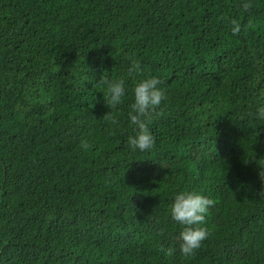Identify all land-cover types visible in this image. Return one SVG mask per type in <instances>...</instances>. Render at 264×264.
I'll return each instance as SVG.
<instances>
[{"label": "trees", "instance_id": "trees-1", "mask_svg": "<svg viewBox=\"0 0 264 264\" xmlns=\"http://www.w3.org/2000/svg\"><path fill=\"white\" fill-rule=\"evenodd\" d=\"M243 2L0 0V264H264V0ZM129 58L166 90L144 153L99 91ZM180 189L214 202L187 257Z\"/></svg>", "mask_w": 264, "mask_h": 264}, {"label": "clouds", "instance_id": "clouds-1", "mask_svg": "<svg viewBox=\"0 0 264 264\" xmlns=\"http://www.w3.org/2000/svg\"><path fill=\"white\" fill-rule=\"evenodd\" d=\"M241 6L244 9L249 7L243 0ZM230 25L233 35L242 30L241 23L236 19H232ZM98 82L102 85V90L99 91L108 108L106 118L112 125L119 124L118 117L113 112L125 101L128 102L126 119L130 132L125 141L127 148L132 152L150 151L155 140L148 121L166 99V90L162 87L161 79L157 75L144 72L139 60L129 58L124 78H101ZM253 115L257 121H264V104L258 105ZM258 166L260 194L264 195V160ZM213 203L211 198L195 190L180 189L174 193L169 212L171 219L183 226L179 232V252L185 257L199 248L207 237L208 233L203 224Z\"/></svg>", "mask_w": 264, "mask_h": 264}]
</instances>
